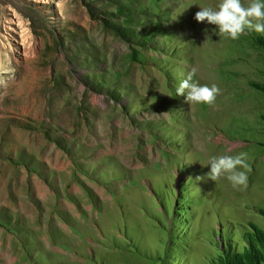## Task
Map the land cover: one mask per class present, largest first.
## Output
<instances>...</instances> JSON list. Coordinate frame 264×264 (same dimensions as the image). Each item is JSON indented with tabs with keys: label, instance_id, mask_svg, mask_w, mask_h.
<instances>
[{
	"label": "rangeland",
	"instance_id": "374dc122",
	"mask_svg": "<svg viewBox=\"0 0 264 264\" xmlns=\"http://www.w3.org/2000/svg\"><path fill=\"white\" fill-rule=\"evenodd\" d=\"M42 1L0 0V264H264V0Z\"/></svg>",
	"mask_w": 264,
	"mask_h": 264
},
{
	"label": "bare ground",
	"instance_id": "6f19581e",
	"mask_svg": "<svg viewBox=\"0 0 264 264\" xmlns=\"http://www.w3.org/2000/svg\"><path fill=\"white\" fill-rule=\"evenodd\" d=\"M37 2H39V3H41V2H43L42 0H36ZM45 2V1H44ZM10 11H12V10H10ZM7 23H8V25H9V27H7L8 29H10V30H12V31H14V32H16V34H18L19 36H20V42H18V44H15L14 45V48H13V51L15 52V56H16V60H18L21 56H23L24 55V39H23V37H21V31L24 29H22L21 27V23L19 22V20H17V19H13V17L12 18H10V19H8V21H7ZM16 26V27H15ZM14 27V28H13ZM19 29V30H21V31H17L16 29ZM26 31V30H25ZM25 33V32H24ZM13 40L15 41L16 39L15 38H13ZM4 43H6V41L4 42ZM7 50V49H6ZM6 74V75H11L12 74V70L11 69H5L4 71H2V70H0V74ZM11 83H14L13 81H11ZM9 84V82H7L6 81V79H4V78H2L1 80H0V86H6V85H8ZM16 91L17 92H20V91H22L23 90V85L21 84V82L20 81H18L17 83H16ZM5 197V196H4ZM7 198H8V196H7ZM7 202H9V201H7ZM11 204V203H10Z\"/></svg>",
	"mask_w": 264,
	"mask_h": 264
}]
</instances>
